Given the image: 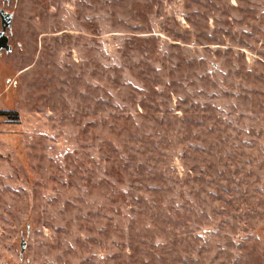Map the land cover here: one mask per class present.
<instances>
[{"label": "rangeland", "instance_id": "obj_1", "mask_svg": "<svg viewBox=\"0 0 264 264\" xmlns=\"http://www.w3.org/2000/svg\"><path fill=\"white\" fill-rule=\"evenodd\" d=\"M0 8V264H264V0Z\"/></svg>", "mask_w": 264, "mask_h": 264}, {"label": "water", "instance_id": "obj_2", "mask_svg": "<svg viewBox=\"0 0 264 264\" xmlns=\"http://www.w3.org/2000/svg\"><path fill=\"white\" fill-rule=\"evenodd\" d=\"M0 17H1V25L2 29L0 30V53L2 51L11 52L13 49L12 44L10 43V37L12 35L13 21H14V13L5 10L4 8H0ZM27 243L25 240L21 242L22 253L26 250Z\"/></svg>", "mask_w": 264, "mask_h": 264}]
</instances>
